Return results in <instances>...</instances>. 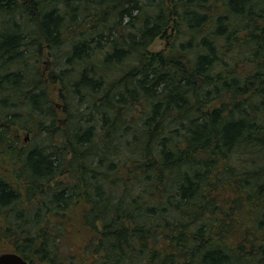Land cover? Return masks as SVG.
<instances>
[{
  "label": "trees",
  "instance_id": "1",
  "mask_svg": "<svg viewBox=\"0 0 264 264\" xmlns=\"http://www.w3.org/2000/svg\"><path fill=\"white\" fill-rule=\"evenodd\" d=\"M9 127L0 254L264 264V0H0Z\"/></svg>",
  "mask_w": 264,
  "mask_h": 264
},
{
  "label": "rangeland",
  "instance_id": "2",
  "mask_svg": "<svg viewBox=\"0 0 264 264\" xmlns=\"http://www.w3.org/2000/svg\"><path fill=\"white\" fill-rule=\"evenodd\" d=\"M172 35H174L173 31L171 30ZM173 37H159L157 39H155L152 44L149 46V50L151 52H156V51H165L169 45L172 42ZM49 59L45 58L43 59V62L41 64V70L42 73L44 74V78L45 80H49V70L47 69L49 67L48 65ZM51 89V96L52 99L54 100V102L56 104L59 103L58 97H57V90L58 87H56L54 84H52V86H50ZM60 109V107H59ZM61 110L58 111V114L61 115ZM3 134H5L7 136V141H11L12 140H16L17 141V146H25L29 143V139L31 138V134L23 132L19 129H17L16 127H9L7 129H0V136H3ZM8 162L7 159L4 158L3 155L0 154V176H5L7 175L9 177V171H8Z\"/></svg>",
  "mask_w": 264,
  "mask_h": 264
},
{
  "label": "water",
  "instance_id": "3",
  "mask_svg": "<svg viewBox=\"0 0 264 264\" xmlns=\"http://www.w3.org/2000/svg\"><path fill=\"white\" fill-rule=\"evenodd\" d=\"M0 264H29L20 255L14 252L0 254Z\"/></svg>",
  "mask_w": 264,
  "mask_h": 264
}]
</instances>
